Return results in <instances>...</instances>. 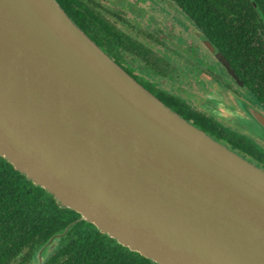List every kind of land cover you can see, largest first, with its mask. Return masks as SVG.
<instances>
[{"label":"water","instance_id":"95a60500","mask_svg":"<svg viewBox=\"0 0 264 264\" xmlns=\"http://www.w3.org/2000/svg\"><path fill=\"white\" fill-rule=\"evenodd\" d=\"M216 113L264 142L256 109ZM0 154L158 264H264V167L163 102L57 0H0Z\"/></svg>","mask_w":264,"mask_h":264},{"label":"trees","instance_id":"16d2710c","mask_svg":"<svg viewBox=\"0 0 264 264\" xmlns=\"http://www.w3.org/2000/svg\"><path fill=\"white\" fill-rule=\"evenodd\" d=\"M57 1L114 60L116 45L132 54L136 50L131 39L101 15L98 0ZM172 1L233 61L237 70L248 74L247 83L264 105V0ZM155 95L182 114L172 100L178 101L177 97ZM182 115L208 129L193 114ZM214 130L210 129L212 133ZM232 137L230 140L238 143L240 151L264 166V149L244 138ZM79 217L80 213L27 178L0 154V264H36L40 249L58 234L62 235L54 237L43 251L41 264H158Z\"/></svg>","mask_w":264,"mask_h":264},{"label":"flooded vegetation","instance_id":"af4514ba","mask_svg":"<svg viewBox=\"0 0 264 264\" xmlns=\"http://www.w3.org/2000/svg\"><path fill=\"white\" fill-rule=\"evenodd\" d=\"M167 2L170 3L168 0ZM114 3L117 8L102 6L100 1L97 7L101 15L111 21L122 35L129 37L136 48L132 54L121 45H116L115 61L151 92L177 97L178 101L174 98L172 100L182 114L198 117L208 128L204 127L206 132L259 164L240 151L238 143L230 139L232 136L244 138L261 149H264L263 141L216 113L236 111L240 106H249L264 115V105L246 81L248 74L237 70L233 61L219 50L174 1L177 11L187 19L186 22L176 20L180 27L175 32L174 25L167 28V24L162 23H157L151 29L152 12L142 0H113ZM163 6L167 10L168 5ZM143 15H147L149 20L145 26L140 24V17ZM168 36H172L173 50L159 51L158 47L165 45V38ZM184 39L188 41L187 45L180 49ZM205 40L209 41L211 48L204 44ZM177 57L184 59L181 63L178 60L181 65H177ZM220 57L224 58L225 63ZM168 83L170 84L166 85ZM187 85H197L200 88V92H197L199 104L190 96H183L182 92L189 93ZM209 128L215 129V132L212 133Z\"/></svg>","mask_w":264,"mask_h":264},{"label":"rangeland","instance_id":"374dc122","mask_svg":"<svg viewBox=\"0 0 264 264\" xmlns=\"http://www.w3.org/2000/svg\"><path fill=\"white\" fill-rule=\"evenodd\" d=\"M98 1H100V3H101L102 6L117 8V7H115L116 4L115 3L113 4V0H98ZM142 1L147 4V8L150 9L151 12H152V13L150 12L152 14V23H153V26H152L151 29H154V25H157V23H162V24H167V26H168L167 28H169L172 25H174L175 26L174 27V32H175L178 29V27H180V25H178V22L176 21L177 19L180 20V21L182 19V21H184V22L187 21V19L185 18V16L181 12L177 11L176 4H174L173 1H171V0H168L170 2L169 4H168L167 0H142ZM165 4L168 5L167 10H165L163 8L164 7L163 5H165ZM140 18L142 19V22H140V24L142 26H145L149 22L147 15H143ZM131 20H133V19H131ZM187 42L188 41H186L184 39V42H183V44H182V46H181L180 49H184L186 47V45H187ZM172 43H173L172 42V36H168V38H165V45L159 46L158 47V50L159 51H170L169 49L173 50ZM180 51H182V50H180ZM177 58H178L177 59V65H181L179 63L184 62V59L183 58H179V57H177ZM178 60H180V62ZM169 84L170 83H168L166 85H169ZM184 85L185 84H183V86ZM188 89H189V93L182 92L183 96H186V97H189L190 96L193 101L195 100L196 104L197 103L199 104V100H198V94L199 93L197 94V92H200V88L197 85H194V86H188ZM190 93H194V95L193 94H190ZM202 97L203 96H201V98ZM206 106H209V105H206Z\"/></svg>","mask_w":264,"mask_h":264}]
</instances>
